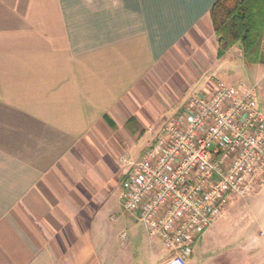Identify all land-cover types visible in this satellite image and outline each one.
Segmentation results:
<instances>
[{"label": "crops", "instance_id": "0c3cea01", "mask_svg": "<svg viewBox=\"0 0 264 264\" xmlns=\"http://www.w3.org/2000/svg\"><path fill=\"white\" fill-rule=\"evenodd\" d=\"M215 1L0 0V264H165L158 240L145 257L114 239L121 159L218 82L256 96L238 74L264 64L238 46L217 56ZM240 206L187 264H264L263 213L260 227H212Z\"/></svg>", "mask_w": 264, "mask_h": 264}, {"label": "built area", "instance_id": "2783aa9c", "mask_svg": "<svg viewBox=\"0 0 264 264\" xmlns=\"http://www.w3.org/2000/svg\"><path fill=\"white\" fill-rule=\"evenodd\" d=\"M121 163L123 210L161 242L165 264H187L235 200L264 188V112L253 90L218 82L168 119L137 162Z\"/></svg>", "mask_w": 264, "mask_h": 264}, {"label": "trees", "instance_id": "16d2710c", "mask_svg": "<svg viewBox=\"0 0 264 264\" xmlns=\"http://www.w3.org/2000/svg\"><path fill=\"white\" fill-rule=\"evenodd\" d=\"M209 16L218 57L239 46L245 64H264V0H216Z\"/></svg>", "mask_w": 264, "mask_h": 264}, {"label": "rangeland", "instance_id": "374dc122", "mask_svg": "<svg viewBox=\"0 0 264 264\" xmlns=\"http://www.w3.org/2000/svg\"><path fill=\"white\" fill-rule=\"evenodd\" d=\"M264 72V70H262ZM239 76H242L243 78V83L249 89L252 87L255 88V102L257 105L258 110H263L264 111V99H263V94H264V77H258L257 75H252L249 70H244L242 69L239 71ZM155 134L150 136L149 138H154ZM152 138L150 140H152ZM156 139V138H155ZM154 139V140H155ZM153 140V142H154ZM146 142L144 139L140 140L138 145L136 146V149L141 148ZM136 150H134L130 156L131 160H136L134 159ZM134 154V155H133ZM261 192H264V188L260 191H257L253 194H250L242 199H237L235 200L229 207L234 206L236 204H241L240 209L242 212L237 211L232 213L231 219L230 216L229 218L226 217L225 220H221L217 222V224L213 225L212 227H260L259 224H261V214H264V205H260V203L254 204L255 202H246L247 199H251L252 196L256 194H260ZM228 207V208H229ZM117 208V213L114 215L115 220L114 222L110 223V228L114 229L116 232L115 234V240L119 241V236L124 233L128 240L134 241L133 245L136 247V250L139 251V255L148 257V245H147V238L144 232L143 226L135 221L130 215H128L122 208L121 204H118L116 206ZM228 210V209H227ZM228 211L225 212V214L219 218L218 220L224 218L226 216ZM251 215V217H250ZM230 220L229 223L225 222L226 220ZM216 220V221H218ZM160 242V241H159ZM156 242L155 247L158 249V254L160 255L158 258V263L162 261H166V259L169 257V254L163 249L161 242ZM144 247L142 249L141 247ZM133 247V246H132ZM142 264H149L148 260H143ZM155 264V262L151 263Z\"/></svg>", "mask_w": 264, "mask_h": 264}, {"label": "water", "instance_id": "95a60500", "mask_svg": "<svg viewBox=\"0 0 264 264\" xmlns=\"http://www.w3.org/2000/svg\"><path fill=\"white\" fill-rule=\"evenodd\" d=\"M239 47V46H238ZM240 48V47H239Z\"/></svg>", "mask_w": 264, "mask_h": 264}]
</instances>
